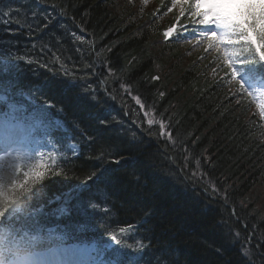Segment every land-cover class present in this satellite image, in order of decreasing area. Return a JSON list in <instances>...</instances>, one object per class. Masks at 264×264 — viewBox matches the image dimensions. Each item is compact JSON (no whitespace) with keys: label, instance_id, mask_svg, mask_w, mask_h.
<instances>
[{"label":"trees","instance_id":"16d2710c","mask_svg":"<svg viewBox=\"0 0 264 264\" xmlns=\"http://www.w3.org/2000/svg\"><path fill=\"white\" fill-rule=\"evenodd\" d=\"M41 2L49 10L33 0L0 1V59L24 58L10 61L0 80L62 108L87 140L79 158L59 167L64 174L29 193L30 207L76 196L92 182L96 202L111 212L64 216L58 225L68 235L108 238L133 226L124 241L150 245L141 264H264V216L252 193L264 186L260 125L209 79L208 61L188 60L163 41L169 0L159 10L139 6L137 18L128 0ZM50 12L58 18L44 29ZM80 29L86 39L74 36ZM133 96L166 121L168 138L146 126ZM93 172L98 178L86 181ZM23 220L30 221L12 224Z\"/></svg>","mask_w":264,"mask_h":264},{"label":"snow or ice","instance_id":"6c2138e0","mask_svg":"<svg viewBox=\"0 0 264 264\" xmlns=\"http://www.w3.org/2000/svg\"><path fill=\"white\" fill-rule=\"evenodd\" d=\"M144 2L147 3V0ZM174 9H178L175 22L164 31L165 38H172L181 30L180 22L184 18L188 23L182 26L183 29H201L194 31L193 35L200 37L197 44L204 43L206 53H216L213 63H219H216L213 72L223 68L224 79L235 81L234 96L254 97L259 116L264 120V88L250 90L254 77L259 75L264 80V0H170L167 11ZM44 21V29L54 23L50 16H46ZM28 31L34 29L30 27ZM15 60L24 62L23 57L10 53L7 61L0 59V74L7 71L6 65L10 61ZM64 75L69 76L70 73L65 70ZM68 86H72L71 81ZM25 102L32 103L29 93H13L11 82L5 87L0 80V264H141L150 245L140 242L129 245L124 241V235L133 231V226L110 232L107 241L94 240L89 244L67 247L59 244L44 252L36 250L42 239L39 229L24 230L13 226L12 222L19 221L22 216L34 219L44 214L42 209H30L27 203L29 193L47 177L64 174L52 153L45 157L33 147L39 143L37 133L43 131L46 135L48 132L43 118L47 109L29 114ZM5 105L7 111L4 110ZM140 106L144 108L143 104ZM148 115L145 111L146 123L152 126L155 121L148 119ZM56 123L59 124L58 121ZM100 124L106 126L104 120ZM159 127L160 134L165 135L166 125L161 121ZM45 160L48 162H43ZM93 177H97V173L86 177V181ZM72 194L69 191L64 195L71 198ZM58 211L63 214L66 209ZM54 232L55 229H49L50 234ZM54 238L64 239L63 236ZM156 264H161V261L157 260Z\"/></svg>","mask_w":264,"mask_h":264},{"label":"rangeland","instance_id":"374dc122","mask_svg":"<svg viewBox=\"0 0 264 264\" xmlns=\"http://www.w3.org/2000/svg\"><path fill=\"white\" fill-rule=\"evenodd\" d=\"M137 5H138V7H134V10L131 12V15H133L135 18L139 17L140 14H141V12L138 10L139 3ZM140 7H142V6H140ZM141 10H143V8H141ZM195 41L197 42L196 39H195ZM188 44L189 43L187 42V45ZM204 45H205L204 43H200V44H196V45L192 46V49H189V50H192V53L188 52L187 54H185V56L183 55V57H185L186 59L190 60L191 59L190 56H193V54L199 52V50L201 51V48H204V50H205V46ZM180 49H182L183 52H185L184 50H186L185 48H181V47H180ZM219 71H223V68L219 69L218 72ZM263 85H264V81H260L259 79L254 80L253 81V88L250 89V90L255 91L256 89L263 88ZM242 98H245V96L244 97L237 96L236 98H233V100H235L238 103V101H242ZM252 104H253L254 107L257 108V100L254 97H253V103ZM238 105L242 106L243 103H241V104L238 103ZM253 106L252 105H248V107H247V113L250 116L255 114V110H254ZM263 132H264V129H263ZM263 138H264V135H263ZM255 197L257 199V205L256 206L259 209H261L262 211H264V186H260V187H258L256 189Z\"/></svg>","mask_w":264,"mask_h":264},{"label":"bare ground","instance_id":"6f19581e","mask_svg":"<svg viewBox=\"0 0 264 264\" xmlns=\"http://www.w3.org/2000/svg\"><path fill=\"white\" fill-rule=\"evenodd\" d=\"M150 119V118H149ZM165 124V123H164ZM166 125V128L168 127V125L167 124H165ZM148 126V128H150V129H153L152 127H158V128H160L157 124H154V125H152V126H149V125H147ZM200 183L201 182H203V179L201 178L200 180ZM257 187V186H256ZM256 190L255 189H253V191H252V193H254ZM95 194V193H94ZM95 197H97V198H99V196L97 195V194H95ZM260 211V215L259 216H264V211H262L261 209L259 210Z\"/></svg>","mask_w":264,"mask_h":264}]
</instances>
